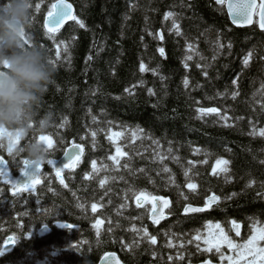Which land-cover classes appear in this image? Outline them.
<instances>
[{
  "label": "trees",
  "instance_id": "16d2710c",
  "mask_svg": "<svg viewBox=\"0 0 264 264\" xmlns=\"http://www.w3.org/2000/svg\"><path fill=\"white\" fill-rule=\"evenodd\" d=\"M67 1L86 27L72 22L53 42L43 22L56 0H32L27 38L48 50L55 76L12 154L0 138V158L15 178L26 159L16 148L39 135L53 141L48 159L58 160L71 143L84 148V157L64 173L63 185L47 162L34 192L13 196L0 178V264H97L108 252L124 264L242 260L226 244L215 250L221 237L215 225L238 244L264 227V32L256 24L233 27L215 0ZM169 11L179 35L172 18L164 19ZM201 107L219 112L200 116ZM41 120L48 125L42 132L36 128ZM218 159L229 163L218 165ZM213 195L220 199L211 209L183 214ZM138 197L146 200L140 207ZM154 197L172 203L168 220L159 224L149 219ZM233 220L239 235L231 230ZM44 226L51 232L40 238ZM9 237L17 238L15 247L3 254Z\"/></svg>",
  "mask_w": 264,
  "mask_h": 264
},
{
  "label": "snow or ice",
  "instance_id": "6c2138e0",
  "mask_svg": "<svg viewBox=\"0 0 264 264\" xmlns=\"http://www.w3.org/2000/svg\"><path fill=\"white\" fill-rule=\"evenodd\" d=\"M217 5H225L227 4V10L229 17L233 24L236 25H252V24H258L259 28L264 31V0H215ZM40 3L35 4V10L39 11L40 9ZM33 7V5L31 6ZM175 13L169 11L164 14V19L168 20L172 18V29L176 31V34L179 35V24L174 19ZM254 17H258L257 20H254ZM74 21L80 28H85L86 25L83 20L79 19L76 15L73 14V8L70 3H67V0H56V3H53L50 7V9L47 12V15L44 19L43 28L45 30V35L55 42L56 40V33L59 32V30L65 25L67 21ZM159 36V38L162 40L163 36L159 33L156 34ZM74 39V38H73ZM25 40L28 41L27 35L25 36ZM29 42V41H28ZM61 44L64 42L61 41ZM42 46V45H41ZM43 47V46H42ZM60 45L57 44L56 48L59 49ZM229 47L231 45L229 44ZM189 48H191V45H189ZM65 52L68 51L67 46H65L64 49ZM161 56H164L165 50L164 48L158 49ZM251 57V52H249L248 56H246L243 59V65L247 66L249 63V59ZM56 58H60V52H56ZM192 57L189 55L186 57V59H191ZM88 60H91L92 57H87ZM50 63H54L52 60H50ZM187 66V65H185ZM6 67V65H5ZM146 67L143 62L140 64V71L144 72L146 71ZM155 72V70H153ZM185 87L189 86V81L187 78L183 81ZM232 84L236 85L237 80L233 79ZM262 88H264V85H262ZM129 90L126 88L125 92H128ZM150 94H153L151 90H149ZM233 98H235L238 93L233 92L232 93ZM264 107V105H262ZM197 112L200 114V116L207 115V114H215L219 112V109L212 107V108H198ZM4 129L0 128V135L3 134ZM261 136H264V129L260 130L259 133ZM93 136L96 135L95 132L92 133ZM116 135H119L117 133ZM8 152L9 154L13 153L14 146L19 145L20 137L18 135H13V133L8 134ZM33 140L36 142H39L42 144L46 150L49 152L50 149L53 148V141L50 137L46 135H39L38 137H33ZM22 151V148H21ZM118 155H125V153L121 152L120 148L116 149ZM82 154V146L79 144H73L71 147V150H66L64 152V157L66 159V163L61 164L60 166H57V162L53 159H48L47 163L49 165H52L55 168L56 176L57 178L61 177V172L64 169H72L75 168L76 164L79 161V157ZM218 165H227L229 162L223 159H218L216 161ZM264 163V161H262ZM22 168L20 169V175L24 177L23 180H14L11 178L9 173L7 172V161H5L3 158H0V178H3V182L7 185H10V191L13 196L17 195L18 193H22L25 191H30L34 188L35 185L40 183V175H41V165H33L31 162H29L27 159H24L22 161ZM93 167L95 168V161H93ZM166 172L168 169H164ZM215 171V169H214ZM221 171H227V168H222ZM187 175V173H185ZM60 183L63 185L64 180L61 178ZM103 183V181L101 182ZM252 183L254 181H250L246 187H251ZM67 187V185H65ZM189 188H195L194 184H189ZM235 195V193L233 194ZM259 195V194H258ZM153 199H159L162 202V207L159 209V213H163V209L167 208L169 206V201L167 199H164L162 197H154ZM218 196H211L209 200L205 202L204 208H196L187 206L185 207L184 211L187 212H201L204 211L206 208H209L212 204L219 202ZM140 205L139 197L137 198V206ZM96 204L92 205V210L96 211ZM162 218L161 215H158L156 212H153L152 219L153 223H159V220ZM100 224V221H96V225L98 226ZM233 229L237 230L236 235H239V227L240 225L235 221H231ZM71 225H69L70 227ZM215 227L221 231V237L220 240L214 245L215 250L217 252H220V246L221 243L226 244L227 247L233 250H237V255L244 260V264H264V246H260L261 242H264V227L256 226L253 228L252 234L248 237L246 241H244L243 244L234 243L232 239L229 238L227 234L223 232L221 229V226L219 224H216ZM144 236L149 240L151 244H156V237L150 236L147 233V230L144 229ZM200 237L197 236L196 239H199ZM17 238L15 237H9L7 241H5V245H7L9 242L14 244L16 242ZM207 243V241H205ZM169 247H171V241H169L168 244ZM211 249H206V251H210ZM155 255V253H153ZM182 258V257H181ZM169 259H172L169 257ZM221 259H223V256H221ZM108 264H112L111 258H109ZM229 264H237L236 260H233L232 258H229Z\"/></svg>",
  "mask_w": 264,
  "mask_h": 264
},
{
  "label": "clouds",
  "instance_id": "9594fccd",
  "mask_svg": "<svg viewBox=\"0 0 264 264\" xmlns=\"http://www.w3.org/2000/svg\"><path fill=\"white\" fill-rule=\"evenodd\" d=\"M31 6L32 0H0V128L13 129V135L19 137L30 130L34 108L53 82L56 71L48 50L25 40ZM47 126L46 120L36 122L41 132ZM21 148L33 165L48 160L49 152L35 140L17 147L16 152Z\"/></svg>",
  "mask_w": 264,
  "mask_h": 264
},
{
  "label": "water",
  "instance_id": "95a60500",
  "mask_svg": "<svg viewBox=\"0 0 264 264\" xmlns=\"http://www.w3.org/2000/svg\"><path fill=\"white\" fill-rule=\"evenodd\" d=\"M67 3H70V2L67 1ZM70 4H71V3H70ZM71 5H72V4H71ZM72 8H73V14L75 15V13H76V9H75V7H74L73 5H72ZM225 10H226V14H227V17H228V19H229L230 24H231L232 26H234L235 28L245 29V28H250V27L253 26V24H252V25H243V26L233 24L232 21H231V19H230V17H229L228 10H227V4H226V3H225ZM253 19L255 20V17H254ZM256 19H258V17H256ZM72 22H73V21H71V20L67 21V22L65 23V25H64L60 30H62L66 25L71 24ZM257 27H258V30H259V31L264 32V31H262V30L259 28L258 24H257ZM60 30H59V31H60ZM9 133H13V131H11V132H5V131H3V134L0 135V137H5V138H6L7 147H8V139H7V137H8V134H9ZM19 141H20V140H19ZM72 145H73V143H71V145H70L66 150H71ZM66 150H65V151H66ZM83 157H84V148L82 147V154H81V156L79 157V161L82 160ZM79 161H78V162H79ZM56 162H57V166H60L61 164L66 163L67 161H66V159H65V157H64V154H63L58 160H56ZM51 167H52V169H53L54 174L56 175L55 168H54L52 165H51ZM42 170H43V164L41 165V173H42ZM67 170H70V169H64V170L61 172V177L58 178L59 180H60L61 178L63 179V173H64L65 171H67ZM23 179H24V177H22L20 174H19L16 178H14V180H23ZM39 179H40V177H39ZM38 185H39V184L35 185L34 188H33L32 190H30V191H25V192H29V193L33 192V191L36 189V187H37ZM165 199H167V200L169 201V206H168L167 208H164V209H163V213H159V209L162 207V202H161V200H159V199H154L153 201H151L150 222L153 223V219H152L153 212H156L158 215H161V216H162V218L159 220V223H160V222H163V221H165V220H167L168 216H165V212L171 207V200H170L169 198H165ZM207 200H209V199H207ZM144 202H145V201H144L143 199H140V206H142V205L144 204ZM215 204H216V203H215ZM215 204H212L211 206H213V205H215ZM211 206H210V207H211ZM191 207H193V206H191ZM196 208H201V207H197V206H196ZM184 209H185V208H184ZM183 212H184V214H185L186 216H194V215H197V214L200 213V212H195V213H193V212H187V213H186L184 210H183ZM201 212H202V211H201ZM155 224H157V223H155ZM61 228H70V227H69L68 224H61ZM50 232H51V230H50L48 227L44 226V227H42L40 230H38L37 233H38V236H39L40 238H43V237L49 235ZM8 239H9V238H7L6 241H7ZM14 247H15V243L12 244L11 242H9L7 245H5V243H4V245H3V249H2V253H4V254H8V253H10V252L14 249ZM109 258H111V260H112V264H124V263L122 262V260L119 258V256H118L116 253H112V252H108V253L104 254V255L99 259V261L97 262V264H108ZM200 264H212V263H211L210 261H205V262L200 263Z\"/></svg>",
  "mask_w": 264,
  "mask_h": 264
},
{
  "label": "rangeland",
  "instance_id": "374dc122",
  "mask_svg": "<svg viewBox=\"0 0 264 264\" xmlns=\"http://www.w3.org/2000/svg\"><path fill=\"white\" fill-rule=\"evenodd\" d=\"M237 264H244V260L237 261Z\"/></svg>",
  "mask_w": 264,
  "mask_h": 264
},
{
  "label": "bare ground",
  "instance_id": "6f19581e",
  "mask_svg": "<svg viewBox=\"0 0 264 264\" xmlns=\"http://www.w3.org/2000/svg\"><path fill=\"white\" fill-rule=\"evenodd\" d=\"M223 16V15H222ZM44 23V22H43ZM154 60V59H153ZM252 60V59H251ZM194 151V150H193ZM120 169V168H119ZM131 174V173H130ZM130 180V179H129ZM264 225V224H263Z\"/></svg>",
  "mask_w": 264,
  "mask_h": 264
}]
</instances>
